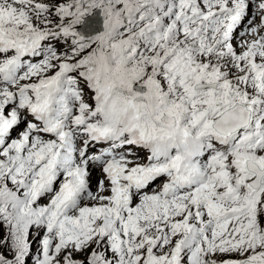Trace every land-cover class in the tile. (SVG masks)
Instances as JSON below:
<instances>
[{
    "label": "snow or ice",
    "instance_id": "obj_1",
    "mask_svg": "<svg viewBox=\"0 0 264 264\" xmlns=\"http://www.w3.org/2000/svg\"><path fill=\"white\" fill-rule=\"evenodd\" d=\"M0 264H264V0H0Z\"/></svg>",
    "mask_w": 264,
    "mask_h": 264
}]
</instances>
